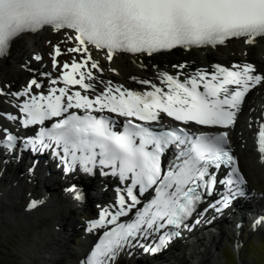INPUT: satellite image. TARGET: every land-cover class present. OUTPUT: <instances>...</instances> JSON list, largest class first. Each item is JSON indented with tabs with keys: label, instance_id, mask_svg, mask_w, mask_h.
Here are the masks:
<instances>
[{
	"label": "snow or ice",
	"instance_id": "obj_1",
	"mask_svg": "<svg viewBox=\"0 0 264 264\" xmlns=\"http://www.w3.org/2000/svg\"><path fill=\"white\" fill-rule=\"evenodd\" d=\"M45 30L63 37L49 41L57 73H41L22 89L0 86L15 109L0 111V151L14 158L51 153L66 174L116 178L117 197L89 223L96 242L80 264H119L136 250L159 253L184 230L211 224L216 215L204 220L209 212L223 215L247 196L230 133L246 97L264 89V68L216 64L211 72H188L187 63L177 64L172 73L157 68L151 79L132 77L141 89L104 73L120 55L138 62L232 39L254 45L264 40V0H0V59L20 36ZM72 193L83 199L82 191ZM43 203L32 199L27 210ZM261 225L264 216L252 230Z\"/></svg>",
	"mask_w": 264,
	"mask_h": 264
},
{
	"label": "bare ground",
	"instance_id": "obj_2",
	"mask_svg": "<svg viewBox=\"0 0 264 264\" xmlns=\"http://www.w3.org/2000/svg\"><path fill=\"white\" fill-rule=\"evenodd\" d=\"M62 39L63 37L59 34L47 30L37 34L28 33L20 36L12 44L10 56L0 59V86L11 84L13 90L22 89L23 87H17L19 72H22L25 67L28 68L29 65H33L34 77L36 78H40V74L45 72L51 73L55 77L57 69L52 66L50 58L52 46L49 41L55 44ZM30 54L41 56L42 61L31 60L28 56ZM199 55L206 59H199ZM155 57L159 58L158 62L151 63V58ZM99 59L102 63H106L103 52L99 53ZM136 61L137 58L135 57L122 55L114 57L113 61L107 64L105 68V78L123 84L130 89H141V85L134 82L132 77H135L137 81L141 78L151 79L157 68L172 73L176 71L173 66L177 64L187 63L189 67L186 71L188 72L197 69L211 72L216 64L229 66L236 63H253L257 68H264V40H258L254 45H246L241 39H232L225 45L217 47L177 48L170 52L154 54L151 57L141 56L138 58V62ZM10 66L14 67V70H11ZM252 93H264V90H253ZM12 103V101L0 97V111H15L11 107ZM262 117H264V106L257 107L252 99H248L242 114L239 115L237 127L232 136L237 154H246V156L241 157L242 164L247 168V173L244 175L247 179V194L249 195L244 198L243 203L245 204L247 201L245 199L248 198L252 202L254 200L253 206L255 205L256 209L251 210L248 214V216H253L252 225L260 216H264V203H261L262 196L254 187L255 185L251 186L250 181L252 179L250 181L248 179L255 177L256 170L260 169L264 173V163L261 162L257 150V137ZM13 158L11 155H5L0 151V223L6 226L12 235L23 241L21 249L23 252L29 251V253L26 252V258L31 264H77L78 259L87 250L89 237L91 239L95 234L88 231L87 233L78 232L77 226L80 223L77 222L72 211L75 199L73 193L67 189L73 184L74 187L80 188L87 184V193H89L91 182L86 180V182L75 183V179L72 182L63 181V178L70 180L75 178L74 175L77 174H66L65 172L62 178L47 174L44 177L46 180H44L39 177L40 174H43L42 168L40 171H29L22 158L19 162ZM106 178L109 179L113 187L118 185L116 178L110 176ZM32 199L43 200L44 203L37 209L28 211L27 204ZM103 200L105 201L104 204L108 206L113 203V195L105 193ZM243 203L237 205L236 216L239 215L238 212L241 208L245 207ZM91 210L92 208H90ZM96 218L98 216L92 215L88 219L89 223ZM235 219L238 220V223L241 221L239 217H235ZM89 223L85 224L87 228ZM242 227L243 224L241 229ZM18 229L19 231H17ZM241 229L234 224L228 228L220 227V234L214 236L212 240L206 241L205 251L199 250L196 245L194 246L190 254L193 259L196 258L193 261L189 260L190 257L189 259L186 257L189 252H183L181 249L183 245L187 244V241L181 242V245H177L176 251L170 254L168 261H166L167 256H163V260L166 262L163 263L162 260V264H207L209 259L219 252L222 240H225L226 237L231 239L230 234L233 235L234 233L237 236L235 242L237 245V241L240 239L237 232L240 233ZM263 232L264 225H261L255 231L251 227L249 233L260 236ZM29 233H35V238H31L28 243L24 238ZM79 234L83 235L82 243L73 245V238ZM241 234L243 236V232ZM195 236L197 235H193L191 238ZM240 244L239 248L241 249L242 245ZM0 252L2 253L1 250ZM146 256L147 263L143 261L141 264L150 263L151 253H146Z\"/></svg>",
	"mask_w": 264,
	"mask_h": 264
},
{
	"label": "rangeland",
	"instance_id": "obj_3",
	"mask_svg": "<svg viewBox=\"0 0 264 264\" xmlns=\"http://www.w3.org/2000/svg\"><path fill=\"white\" fill-rule=\"evenodd\" d=\"M28 56L31 60L35 62L42 61V59L41 60L33 59V57L36 56L34 54H30ZM200 58L201 56L199 55V59ZM158 60L159 58L155 57V58H151L150 61L151 63H155V62H158ZM33 68H34L33 65H29L28 68L25 67L22 69V72H19V78L17 79V87H23L24 85L28 83L29 79H33L34 73H35L33 71ZM10 69L14 70V67L10 66ZM234 131L231 132V140H232L233 147L236 150V147L233 142V137H232L233 134L235 133ZM241 156H246V154L241 153L239 155V159L242 165V170L246 174L247 168L245 165L242 164ZM248 179L249 181L252 179V181H250L251 186L255 185L254 187L257 190H259V193L261 192L260 195L264 196V173H262V170L261 171L260 169L256 170L255 177L254 178L251 177ZM89 205L92 206L93 201H90ZM89 205L85 206V212L87 213L91 212ZM78 210L76 209L74 211L73 206H72L73 216L76 217L77 221H83L84 218H81L80 216L81 211L80 209ZM13 229L15 228L13 227ZM78 230H81V228H78ZM17 231H19V229ZM35 233H29L25 235V238H24L25 241L29 243L31 238H35ZM230 238H231L230 240L228 237H226L225 240H222L221 242L222 244L220 246L219 252L215 254L214 257H211L209 261L207 262V264H264V232L261 233L260 236H258V234H255V233L250 234L249 228L246 227L243 232V238L237 241L238 243H241L240 244L242 245L241 249L237 247L236 243H234V246H235L234 248L236 252L232 250L231 245H230L235 240V236L231 235ZM81 240H82V237L76 235V237L73 238L72 244L76 245V243H81ZM22 243L23 241L19 237L12 235L9 232V229L0 223V250L2 251V253L0 252V264H31L26 258V255L27 253H29V251H26L27 253L22 251L21 249ZM186 257L187 259H189L190 257L189 260H192V261L196 259V258L193 259L191 255L189 254ZM128 264H135V263L129 262Z\"/></svg>",
	"mask_w": 264,
	"mask_h": 264
}]
</instances>
